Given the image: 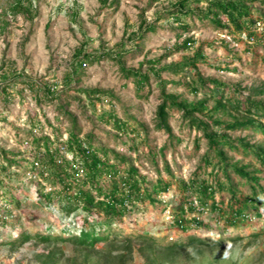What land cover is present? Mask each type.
<instances>
[{"label":"rangeland","instance_id":"1","mask_svg":"<svg viewBox=\"0 0 264 264\" xmlns=\"http://www.w3.org/2000/svg\"><path fill=\"white\" fill-rule=\"evenodd\" d=\"M23 1L0 0V162L16 161L5 174V187L0 191V201L3 198L11 201L9 212L5 213L8 220L0 218V264H264L263 194L259 214L253 211L251 220L226 227L223 220L210 213L203 216L204 223L208 225L206 228L183 234L170 224L168 214L162 213L163 207L169 206L172 210L179 207L181 192L178 181H175L157 208L148 203L133 208L129 216L112 224L110 244H98L96 248L86 250L68 240L50 243L41 240V236L53 239L77 236L86 226L83 225L86 216L74 207L73 211L66 212L64 202L47 204L39 198L37 183L25 169L27 161L34 155L30 150L32 140L42 136L52 140L59 136L66 140L74 118L81 137L92 134L96 144L132 157L148 181H155L158 171L165 179L169 177L165 172L166 162L176 180H189L207 149L203 139V149L195 152L194 140L202 136V131L191 129L181 119L182 113L174 112L169 122L172 133L182 142L171 141L163 130L156 128V110L161 102L159 79L151 74L149 86L138 91L134 80L124 77L121 63L112 57L122 54L121 61L126 69L149 72L151 65L148 61L161 58L159 69L191 55L192 51L175 50V45L186 37H193L197 41L196 47L201 43L212 45H204L210 65L225 67L231 60L223 45L228 44L230 49H234L231 54L236 56V62L228 66L229 71L200 64L202 76L238 85L242 89L264 90V41L249 42L242 36V42L235 43L233 34L217 30L207 19H201L195 11H204L210 0L189 2L187 9L191 12L182 16L189 25L188 32H182V26L168 16L169 12L176 10L179 0H119L118 4L114 0H106L104 4L100 0H32L30 4ZM21 3L24 10L18 9L17 5L21 6ZM255 7L264 15V6L257 3ZM26 9H30L28 14ZM77 11L75 22L72 14L76 15ZM148 26H154L156 30L148 32ZM81 46H85L88 53H108L110 56L87 64L79 73V80L75 78L70 86L65 85V76L71 74L76 66L73 54ZM3 75L7 76L6 79ZM161 79L190 82L195 77L193 72L183 75L164 73ZM30 83L37 85L34 90L29 88ZM45 85H55V100L43 98ZM5 87L8 88L6 91ZM95 88L113 95L108 100L114 104L120 119L133 122L131 118H135L139 122L136 129L142 137L136 139V152L130 150L133 145L130 138L133 136H121L97 118L101 111L112 109L111 104L104 101L94 112L81 92ZM167 93L189 102L205 97L204 93L195 96L185 87L177 86H168ZM6 95L10 98L6 99ZM258 100L264 101V95ZM235 118L243 120L244 114L230 112L217 116L223 123L232 122ZM211 130L216 131L217 128L211 127ZM230 135L264 146V136L256 131ZM164 146L167 150L162 155ZM228 156L251 165L252 170H263L258 176L264 187V168L260 164L253 158L244 159L234 152ZM210 171L206 170L202 178H211L208 175ZM232 179L239 191L249 194V185H242L234 175ZM52 189L46 184V192ZM223 196L218 193L217 199ZM226 197L229 198V194ZM190 236L205 243L211 240L234 241L224 246L197 244L164 250L166 245L174 242L187 243ZM151 237L161 246L148 244L145 239Z\"/></svg>","mask_w":264,"mask_h":264},{"label":"trees","instance_id":"2","mask_svg":"<svg viewBox=\"0 0 264 264\" xmlns=\"http://www.w3.org/2000/svg\"><path fill=\"white\" fill-rule=\"evenodd\" d=\"M25 1L30 4L32 0L23 2ZM190 1L179 0L176 10L168 13L170 20L182 26V32L189 31V25L183 21L182 16L191 12L187 9ZM100 2L104 4L106 0H100ZM114 3L118 4L119 0H114ZM257 3L264 6V0H210L204 11L197 10L195 12L201 19H207L215 29L227 31L230 35L233 34V41L236 43L242 42V36H245L249 42H263L264 15L259 8L255 7ZM17 6L19 10L21 8L24 10L22 3V7ZM29 11L30 9H26L27 14ZM78 13L79 11L76 12V15L72 14L75 16L73 19L75 22ZM155 30L154 26H148L146 29L148 32ZM196 43L197 41L193 37H186L181 43L177 42L175 50L192 51V54L185 55L181 62H172L159 69L157 66L161 64V58L148 61V64L151 65L149 72L126 69L121 61L122 54L112 57L113 60L121 63L120 67L124 77L134 80L138 91L149 86L151 74L159 79L161 102L156 110V128L163 130L171 141H175L177 144L182 142V139L172 133L169 122L170 115L174 112H181V119L188 123L191 129L202 131V136L194 140L195 152L203 149V139L207 144V149L190 179L187 181L176 180L166 162L165 172L169 177L165 179L158 171V178L155 181H148L147 176L143 175L133 163L132 157L96 144L92 134L81 137L80 128L73 118L72 130L69 131L66 140H61L59 136H56V140H52L48 136L32 140L33 147L30 150L34 155L30 161H27L28 167L25 169L37 183L39 198L47 204H54L58 201L66 203V207H64L66 212L73 211V207L80 209L86 216L83 225H86L87 229H85L86 226L83 227L77 236L69 239L41 236L44 243H50L53 240H55L54 242L68 240L86 250H92L98 244H110L113 223L122 221L131 214L133 208H139L146 203L157 208L162 204V197L169 193L175 181H178L181 200L180 207L174 214V223L182 232L190 230L193 225L196 228L208 226L196 218L187 220V213L183 208L185 204L191 206V214H194L198 208L197 205L192 206L196 203L198 206H209L212 212L217 215V219L223 220L227 226L237 224L240 219L246 218L252 211L259 213L264 187L260 184L261 178L258 174L263 170H252L250 169L251 165L244 164L243 161L232 160L228 153L234 152L244 159L253 158L264 168L263 145L251 143L246 138H233L230 135V133L256 131L264 136V101L258 100L264 95V90L242 89L238 85L217 79H205L199 71L200 64L221 71H229L228 66L236 62V56L231 54L234 49H230L228 44H223L231 58L230 63H227L225 67H215L207 62L204 53V45H212L201 43L196 47ZM248 50H250V46H248ZM109 56L108 53H88L85 51V46L77 48L73 54L76 66L73 67L71 74L65 76L64 84L70 86L87 64H93ZM262 61L264 63V58ZM187 72H193L195 79L190 82L161 79L164 73L183 75ZM3 77L6 79L7 76L3 75ZM35 86H37L35 83L29 84V88L32 90L35 89ZM54 86H44L42 91L44 99L55 100ZM168 86L185 87L192 95L198 96L204 93L205 97L190 102L180 100L177 95L167 93ZM81 92L85 94L94 112H97L99 104L104 101L111 104L112 109L101 111L97 118L101 123L117 131L119 135L133 136L130 138L133 144L130 150L136 152L138 150L136 139L142 137V133L136 129V123L139 124V122L135 118H131L133 122H129V120L118 117L114 110V104L108 100L109 96L113 97L109 91L95 88ZM8 98L10 96L6 95V99ZM230 112L238 115L244 114V119L235 118L228 123L217 119L218 114ZM202 119H206L207 122ZM211 127L217 128V130L212 131ZM146 131L148 130L146 129ZM166 150L167 147L164 146L161 154L164 155ZM4 154L13 155L11 152H4ZM153 155L156 154L153 153ZM5 162H0V191H3L5 187L7 178L5 174L16 164L13 159ZM208 169L211 170L208 173L211 178H202ZM232 175L239 178L242 185L244 183L249 185V194L245 195L238 190L234 185ZM46 184L51 185L53 189L46 192ZM217 193L224 195L219 202H216ZM224 193L229 194V198ZM15 200L16 198H13V201ZM10 202L5 198L0 201V218L2 217L3 221L8 220L9 216L5 213L9 212ZM90 218L93 221H90ZM27 238L25 237V240ZM145 240L148 244L155 242L152 238ZM197 242L199 241L192 239L190 245ZM183 246L185 245L175 244L172 248L177 249Z\"/></svg>","mask_w":264,"mask_h":264},{"label":"clouds","instance_id":"3","mask_svg":"<svg viewBox=\"0 0 264 264\" xmlns=\"http://www.w3.org/2000/svg\"><path fill=\"white\" fill-rule=\"evenodd\" d=\"M236 43V42H235ZM247 132V131H246ZM217 195H218V193L216 194V202H219L220 201V199L218 200L217 199ZM264 195V194H263ZM195 205H197V209L195 210V212H194V214H191L192 212L190 211V205L189 204H185L184 205V211H186V213H187V220H193L194 218H196V219H198L199 221H203L204 222V220H203V216L204 215H207V214H215L214 212H212V210H211V208L209 207V206H198V204L196 203V204H194V205H192V206H195ZM264 205V204H263ZM179 207H180V204H179ZM179 207L177 208V209H173L172 210V207H169V206H166L165 208L163 207L162 208V213H164V214H168L167 215V217H168V219H169V221H170V224L171 225H173L174 226V228H176L178 231H180L176 226H175V223H174V214L175 213H177V211H178V209H179ZM253 212V211H252ZM252 212H251V214L250 215H248L246 218H242V219H240L238 222H241V221H245V220H251L252 218ZM255 212H257V211H255ZM259 214V213H258ZM216 215V214H215ZM217 216V215H216ZM224 222V221H223ZM238 222H237V224H235V225H233V226H227V224H225V222H224V224L226 225V227H235L236 225H238ZM205 224V223H204ZM202 228H204V227H202ZM196 229H201V228H196V226L195 225H193L192 226V228L190 229V230H188V231H185V232H182V231H180V232H182L183 234H187L188 232H190L191 230H196ZM257 235H259V233H257ZM152 239H154V245H156V246H161V245H157V244H159L158 242H157V240L155 239V238H153V237H151ZM192 239H196L197 241H199V242H197V243H194L193 245H197V244H208V245H211V246H214V245H221L222 243H224L222 246H224V245H231L232 244V241H234V239H228V240H218V241H216V240H211V241H207L206 243H205V241H203V240H201V239H197V238H195V237H192V236H190L189 237V241L187 242V243H185V242H183V241H180V242H174V243H172V244H169V245H166V248L167 249H164V250H168V251H172L173 250V248H172V246L173 245H175V244H177V245H185V246H183L182 248H177V249H183V248H185V247H187V246H192V245H190V241L192 240ZM232 240V241H231ZM171 242V241H170ZM173 242V241H172ZM170 248V249H169ZM176 249V250H177Z\"/></svg>","mask_w":264,"mask_h":264}]
</instances>
